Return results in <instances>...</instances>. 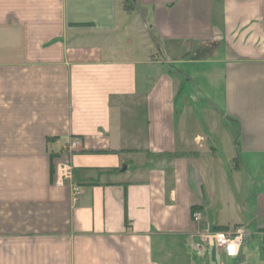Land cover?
<instances>
[{
	"label": "crops",
	"instance_id": "0c3cea01",
	"mask_svg": "<svg viewBox=\"0 0 264 264\" xmlns=\"http://www.w3.org/2000/svg\"><path fill=\"white\" fill-rule=\"evenodd\" d=\"M238 226L264 239V0H0V264H243L201 240Z\"/></svg>",
	"mask_w": 264,
	"mask_h": 264
},
{
	"label": "built area",
	"instance_id": "2783aa9c",
	"mask_svg": "<svg viewBox=\"0 0 264 264\" xmlns=\"http://www.w3.org/2000/svg\"><path fill=\"white\" fill-rule=\"evenodd\" d=\"M80 145L78 140H72L70 148L74 149ZM56 187H63L65 182L72 178V168L68 163L60 162L56 166ZM81 192L79 186L73 187L74 197ZM192 219L200 221L201 214L198 211L192 212ZM250 232L246 226L233 227L226 230H209L201 235L203 244L207 247H216L227 259H236L241 253L244 243L249 239Z\"/></svg>",
	"mask_w": 264,
	"mask_h": 264
},
{
	"label": "rangeland",
	"instance_id": "374dc122",
	"mask_svg": "<svg viewBox=\"0 0 264 264\" xmlns=\"http://www.w3.org/2000/svg\"><path fill=\"white\" fill-rule=\"evenodd\" d=\"M263 247H264V239L249 237V241H246L244 243V246L242 247V251L244 250L245 254H247L249 251L253 254H251V257L250 256L246 257V260L243 264H264ZM252 250L254 252H252ZM188 264L190 263L188 262ZM224 264H232V263L228 262Z\"/></svg>",
	"mask_w": 264,
	"mask_h": 264
},
{
	"label": "trees",
	"instance_id": "16d2710c",
	"mask_svg": "<svg viewBox=\"0 0 264 264\" xmlns=\"http://www.w3.org/2000/svg\"><path fill=\"white\" fill-rule=\"evenodd\" d=\"M227 228L225 227H214L213 230H217V231H220V230H226Z\"/></svg>",
	"mask_w": 264,
	"mask_h": 264
}]
</instances>
